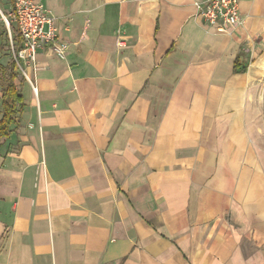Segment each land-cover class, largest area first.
Wrapping results in <instances>:
<instances>
[{
    "label": "crops",
    "instance_id": "obj_1",
    "mask_svg": "<svg viewBox=\"0 0 264 264\" xmlns=\"http://www.w3.org/2000/svg\"><path fill=\"white\" fill-rule=\"evenodd\" d=\"M34 1L68 49H37L35 92L15 70L0 264H264V155L244 121L264 0L220 29L196 15L206 0Z\"/></svg>",
    "mask_w": 264,
    "mask_h": 264
},
{
    "label": "built area",
    "instance_id": "obj_2",
    "mask_svg": "<svg viewBox=\"0 0 264 264\" xmlns=\"http://www.w3.org/2000/svg\"><path fill=\"white\" fill-rule=\"evenodd\" d=\"M240 0L195 1L196 15L208 25L217 29L228 25L236 28L242 23L239 14ZM1 19L9 27L12 21L16 27L18 39L8 28L9 50L15 64V70L28 82L33 91L32 76L36 70L37 49L48 47L56 57L64 59L68 43L57 35L56 20L44 6L34 0H14L9 12L1 14Z\"/></svg>",
    "mask_w": 264,
    "mask_h": 264
},
{
    "label": "rangeland",
    "instance_id": "obj_3",
    "mask_svg": "<svg viewBox=\"0 0 264 264\" xmlns=\"http://www.w3.org/2000/svg\"><path fill=\"white\" fill-rule=\"evenodd\" d=\"M0 8L4 14L9 12L7 11L9 6L3 10L4 4L1 1ZM8 28L13 36L16 27L12 21H9ZM8 28L0 15V84L3 83L6 66L12 59L9 50ZM256 59V65L253 68L250 65L249 76L251 81L245 87L247 94L244 100L246 109L244 111V121L248 128L245 137L252 142L254 141L258 154L264 155V48L253 57L252 63Z\"/></svg>",
    "mask_w": 264,
    "mask_h": 264
},
{
    "label": "trees",
    "instance_id": "obj_4",
    "mask_svg": "<svg viewBox=\"0 0 264 264\" xmlns=\"http://www.w3.org/2000/svg\"><path fill=\"white\" fill-rule=\"evenodd\" d=\"M12 5V4H11ZM13 35L18 39L16 32ZM239 54L236 56L233 63L234 73H244L247 70V66H240ZM17 74L15 72V64L11 59L9 64L6 66L5 80L2 85L1 91V114H0V143L3 138H6L11 129V125L16 122V116L22 107L23 96L18 88L15 80Z\"/></svg>",
    "mask_w": 264,
    "mask_h": 264
}]
</instances>
